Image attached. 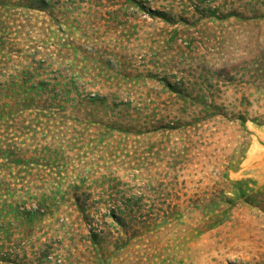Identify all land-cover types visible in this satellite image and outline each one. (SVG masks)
I'll return each instance as SVG.
<instances>
[{
	"label": "rangeland",
	"instance_id": "rangeland-1",
	"mask_svg": "<svg viewBox=\"0 0 264 264\" xmlns=\"http://www.w3.org/2000/svg\"><path fill=\"white\" fill-rule=\"evenodd\" d=\"M261 58L264 0H0V264H264Z\"/></svg>",
	"mask_w": 264,
	"mask_h": 264
},
{
	"label": "trees",
	"instance_id": "trees-1",
	"mask_svg": "<svg viewBox=\"0 0 264 264\" xmlns=\"http://www.w3.org/2000/svg\"><path fill=\"white\" fill-rule=\"evenodd\" d=\"M260 61H262V63H264V61H263V59H262V58H261V60H260ZM262 63H261V64H262ZM263 70H264V69H263ZM255 76H256V75H255ZM259 78H264V73H261V72H260V74H259ZM114 216H115V215H114ZM116 218L118 219V217H117V216H116ZM117 219H116V220H117Z\"/></svg>",
	"mask_w": 264,
	"mask_h": 264
}]
</instances>
